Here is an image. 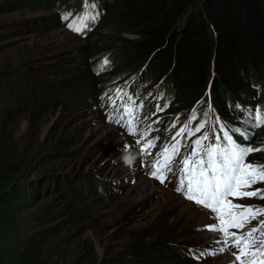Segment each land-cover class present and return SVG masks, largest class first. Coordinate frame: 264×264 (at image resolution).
Here are the masks:
<instances>
[{
	"label": "rangeland",
	"instance_id": "374dc122",
	"mask_svg": "<svg viewBox=\"0 0 264 264\" xmlns=\"http://www.w3.org/2000/svg\"><path fill=\"white\" fill-rule=\"evenodd\" d=\"M94 2L98 18L76 32L68 25L84 11L83 0H0L1 130L16 148L18 175L30 178L23 208L1 232L18 249L41 244L64 264H235L234 249L220 252L223 244L216 241L221 233L206 227L217 222L214 214L176 191L175 169L185 149L190 151L191 140L173 161L172 171H164V183L151 175L157 153L173 142L172 136L204 100L190 104L193 100L185 101L170 88L158 93L163 81L150 82L140 66L131 68L114 53L111 57L117 44L138 36L137 28L128 23L104 37L103 27L115 18L122 0ZM66 13L72 15L64 19ZM106 74L112 77L103 84ZM83 78L87 80L76 83L73 97V84L64 83ZM97 89L91 103L88 97ZM137 99L144 101L141 112L134 109ZM243 101L252 103L247 107L253 110L264 107V93L260 89L258 99ZM125 104L133 108L135 136L126 126ZM207 113L202 131L216 129L222 136L219 124L225 120L208 108ZM242 116L231 115L228 124L252 133L253 146L264 144V127L253 128L249 114ZM177 117L176 128H171ZM145 132L147 139L159 137L151 155L140 152L144 140L135 143ZM234 136L248 143L239 133ZM248 159L264 163V152ZM233 202L264 206L255 197ZM132 246L139 251L134 253ZM213 250L214 255L199 256Z\"/></svg>",
	"mask_w": 264,
	"mask_h": 264
},
{
	"label": "trees",
	"instance_id": "16d2710c",
	"mask_svg": "<svg viewBox=\"0 0 264 264\" xmlns=\"http://www.w3.org/2000/svg\"><path fill=\"white\" fill-rule=\"evenodd\" d=\"M115 14L103 27L104 37L119 33L128 23H135L138 36L117 44L111 57L123 56L131 68L144 66L152 81L162 76L163 91L176 90L185 101L200 105L210 80L213 106L222 115L233 99L252 98L259 83L264 93V0H122ZM108 76L103 84L110 81ZM86 80L64 84L74 85V97L76 83ZM97 93L98 89L94 97L88 94L91 103ZM19 168L16 148L4 138L0 124V264H64L41 244L18 249L1 232L23 208L30 178L19 176ZM132 247L134 253L139 251Z\"/></svg>",
	"mask_w": 264,
	"mask_h": 264
},
{
	"label": "snow or ice",
	"instance_id": "6c2138e0",
	"mask_svg": "<svg viewBox=\"0 0 264 264\" xmlns=\"http://www.w3.org/2000/svg\"><path fill=\"white\" fill-rule=\"evenodd\" d=\"M83 7L84 11L68 25L76 32H83L89 28L90 22H94L99 16V12L93 11L97 8L94 0H83ZM70 15L72 14L66 13L63 18L67 19ZM103 64L107 65L108 61H103ZM115 95L119 98L121 89L117 88ZM109 99L115 107V99L111 97ZM157 110L163 111V108L158 107ZM247 112L253 120V128L264 127V107L257 106L255 110L249 108ZM124 115L129 117L126 121L129 134L135 136L137 127L131 105H124ZM204 115L207 116L208 113ZM196 118V110L193 109L189 119L184 121L172 136L173 142L163 145L162 150L157 153L160 159L153 164L155 171L151 175L164 183L166 177H163V170L172 171L173 161L181 155V148L187 147V142L191 140L190 151L178 161L180 173L176 191L214 214L217 222L206 227L209 231L221 233V239L216 241L218 244H223L219 249L220 252L228 248L234 249L232 255L235 264H264V219H259L264 217V206L233 202V199L253 197L264 200V163L248 159L253 153L264 152V144L253 146L252 133L227 123L219 124L222 136L216 134V129L202 131L207 121L201 120L193 127ZM116 122L120 123V120ZM178 122L179 117L170 127L176 128ZM216 122H219L218 117ZM198 133L202 134L197 135ZM236 133L248 143L234 139ZM148 134V132L143 133L141 139H137L135 143L141 144L144 140L140 152L151 155L150 149L156 147V140L159 137L147 139ZM193 137L196 138L192 139ZM253 221H257L255 226L247 228ZM209 254L214 255L215 250L201 251L199 256Z\"/></svg>",
	"mask_w": 264,
	"mask_h": 264
},
{
	"label": "clouds",
	"instance_id": "9594fccd",
	"mask_svg": "<svg viewBox=\"0 0 264 264\" xmlns=\"http://www.w3.org/2000/svg\"><path fill=\"white\" fill-rule=\"evenodd\" d=\"M213 78V77H212ZM210 81V80H209ZM258 84V83H257ZM260 86L261 84L259 83L257 85V92L256 94L250 98V99H243L242 97H238V98H235L233 99V102H234V108H235V111L232 113L233 116L236 115L237 112H241L245 107L247 106H251L252 103H248V102H244L243 100H256L259 98V95H260ZM208 100L211 102V106L212 108L214 109V112H215V115H219V113L215 110L214 106H213V100H212V92L211 90L208 89ZM203 98H207L206 94L204 93V97ZM248 108V107H247ZM244 115L242 116V119H244ZM235 138V136H234Z\"/></svg>",
	"mask_w": 264,
	"mask_h": 264
},
{
	"label": "bare ground",
	"instance_id": "6f19581e",
	"mask_svg": "<svg viewBox=\"0 0 264 264\" xmlns=\"http://www.w3.org/2000/svg\"><path fill=\"white\" fill-rule=\"evenodd\" d=\"M142 67H144V66H141V67H139V68H141L142 69ZM234 95V94H233ZM227 114H224V115H222V114H220V116H221V119L222 120H225V122L228 124L229 122H230V120H231V115H232V113L235 111V108H234V102H233V100H232V102L231 103H229V104H227Z\"/></svg>",
	"mask_w": 264,
	"mask_h": 264
}]
</instances>
